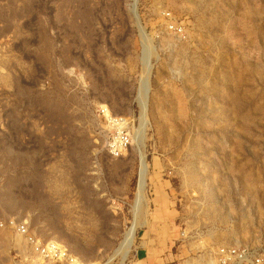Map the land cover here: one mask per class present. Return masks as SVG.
Here are the masks:
<instances>
[{
	"label": "rangeland",
	"instance_id": "rangeland-1",
	"mask_svg": "<svg viewBox=\"0 0 264 264\" xmlns=\"http://www.w3.org/2000/svg\"><path fill=\"white\" fill-rule=\"evenodd\" d=\"M105 106L130 123L116 160ZM8 217L97 264H264V0H0Z\"/></svg>",
	"mask_w": 264,
	"mask_h": 264
},
{
	"label": "built area",
	"instance_id": "built-area-1",
	"mask_svg": "<svg viewBox=\"0 0 264 264\" xmlns=\"http://www.w3.org/2000/svg\"><path fill=\"white\" fill-rule=\"evenodd\" d=\"M165 28L170 33H181L170 12H162ZM104 122L103 133L107 135L103 144V151L110 159H119L126 155L131 146L130 123L121 115H115L105 106L97 111ZM11 229L20 237L29 249L28 256L22 258L17 249L12 248V264H88L77 255L71 253L58 242L44 239L30 228L28 221L15 217H8L0 221V229ZM184 234H181L183 236ZM216 264H261V260L248 247L236 248L222 246L215 252Z\"/></svg>",
	"mask_w": 264,
	"mask_h": 264
},
{
	"label": "bare ground",
	"instance_id": "bare-ground-1",
	"mask_svg": "<svg viewBox=\"0 0 264 264\" xmlns=\"http://www.w3.org/2000/svg\"><path fill=\"white\" fill-rule=\"evenodd\" d=\"M145 87V86H144ZM145 174V173H144ZM145 178V177H144ZM62 180V179H61ZM55 181V180H54ZM53 182V181H52ZM56 182V181H55ZM63 181H61V183H62ZM59 183V182H58ZM54 185V184H53ZM55 185H57L56 183H55ZM61 185V184H60ZM57 186H59V185H57ZM52 187V186H51ZM52 188H54V187H52ZM56 189V188H55ZM53 191V190H52ZM58 192V191H57ZM13 230H11V229H8V228H5V229H1L0 230V252L2 253V252H4V251H6L10 246H13V247H16V248H18V249H20L21 250V248H22V246H23V248L26 246L25 244H24V241H23V238L22 237H20L18 234H15V236H13ZM126 238V237H125ZM54 239H56V240H58L57 238H55L54 237ZM48 240H51V239H48ZM52 241H54V240H52ZM58 241H60V242H62V240H58ZM55 242V241H54ZM60 244V243H59ZM65 245H64V247H66L68 250H70V248H69V246L66 244V243H64ZM125 250H126V248H125ZM18 251V250H17ZM8 252V251H7ZM28 252H29V249H28ZM78 256V255H77ZM6 258V257H5ZM80 258V257H79ZM85 262H87L88 264H97V263H95V262H93V261H89V260H87V261H85ZM12 264V263H11Z\"/></svg>",
	"mask_w": 264,
	"mask_h": 264
}]
</instances>
